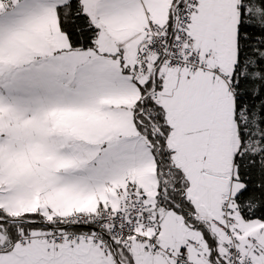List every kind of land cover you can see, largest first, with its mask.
<instances>
[{"label":"snow or ice","instance_id":"6c2138e0","mask_svg":"<svg viewBox=\"0 0 264 264\" xmlns=\"http://www.w3.org/2000/svg\"><path fill=\"white\" fill-rule=\"evenodd\" d=\"M0 264H264V0H0Z\"/></svg>","mask_w":264,"mask_h":264}]
</instances>
